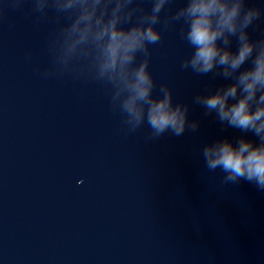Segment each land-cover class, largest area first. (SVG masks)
<instances>
[{
    "label": "clouds",
    "instance_id": "clouds-1",
    "mask_svg": "<svg viewBox=\"0 0 264 264\" xmlns=\"http://www.w3.org/2000/svg\"><path fill=\"white\" fill-rule=\"evenodd\" d=\"M163 0H161V3ZM160 4L156 5V11H159ZM245 6V0H238L230 8L227 4L218 3V0H197L189 7V13L195 17L191 23V30L188 39L192 45L197 47L192 65H201L198 69L200 73H208L213 68V61L219 55L221 65L229 64L233 69L238 68L246 58L250 57L257 45L260 51L255 57L254 68L245 71L239 77V85L243 86V92L246 93L231 107H227L228 97L235 98L237 95V84H233L222 95L217 92L203 100L208 109H219L220 119L227 120L230 126L242 130L254 129L257 134L264 130V92H261L259 101L253 110L250 103L254 101L257 85L264 88V40L253 41L249 34L241 31L239 41L241 42L238 55L232 56L229 51H224L220 55L215 41L227 29L235 33V20L240 14L241 9ZM219 13L217 27L213 29L210 17ZM91 13H86L82 19H90ZM260 15V10L255 7H249L244 13L241 28L246 29L252 21ZM155 22V21H153ZM99 23V22H98ZM116 21L113 19L98 33V37L108 36V44L105 49L107 60L102 67L103 70L115 69L117 62L121 64L128 63L132 57L129 53L137 48L143 47L144 42L156 43L160 40V33L149 26L146 30L132 29L125 34L115 27ZM227 73H225L226 75ZM136 82L132 85L135 91V97L144 99L149 95L151 87L150 75L146 71V64H142L135 72ZM129 112L134 113L135 118L139 121L141 113L137 112L132 102L126 103ZM148 125L154 130V134L159 136L165 130L171 129L176 135L183 133L186 122V112H182L179 107L172 110L169 107V97L166 95L163 101L153 103L148 112ZM259 122V123H257ZM194 128V125H193ZM264 139V138H262ZM205 165L208 170L220 169L226 175L223 178L225 183H235L240 179L253 182L258 188L264 190V144L254 147L251 141L241 140L239 147L224 141L222 143L206 146L203 149Z\"/></svg>",
    "mask_w": 264,
    "mask_h": 264
}]
</instances>
